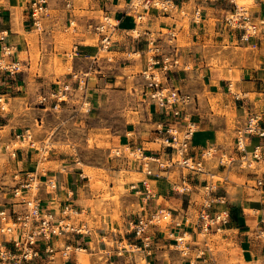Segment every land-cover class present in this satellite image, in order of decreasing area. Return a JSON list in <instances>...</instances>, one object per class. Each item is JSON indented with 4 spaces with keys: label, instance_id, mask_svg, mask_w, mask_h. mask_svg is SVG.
<instances>
[{
    "label": "crops",
    "instance_id": "obj_1",
    "mask_svg": "<svg viewBox=\"0 0 264 264\" xmlns=\"http://www.w3.org/2000/svg\"><path fill=\"white\" fill-rule=\"evenodd\" d=\"M29 1L0 0V59L6 62L19 61L22 66V69L14 76L0 72V98L7 101L12 108L10 113L0 110V131L8 130L5 135L6 140L8 136L12 137L13 134L26 128L34 119L38 121L37 118L47 109L38 105L37 98L41 94H49L60 80L55 77L52 60L54 54H57L54 34L64 32L63 28L66 23L63 3L61 0H51L49 10L54 13L50 12L51 17L43 19V31H39L34 28L29 18V5L27 6ZM173 3L176 9L171 13L163 15L153 11L146 22V34L143 35L142 40L136 42L133 40L132 44L129 42L125 44L127 37L123 35V29L131 28L133 24L129 18H123L117 33V40L110 52L115 49V53H120V50H128L130 47V50L134 52L131 54L138 53L141 58L140 61H136L135 65L138 64L144 70L147 66L144 40L148 37V33L156 34L163 49L172 51L174 49L167 45L170 39L167 32L171 31L175 34L179 32L185 42L180 45L176 42V37L173 39L181 65L171 72L173 78L171 83L197 96L196 104L189 108L192 119L197 124L192 144L196 149L218 144L221 135L229 137L231 131L226 116L215 114L210 109L208 93L215 97L218 94L224 96L223 106L229 108L230 114H234L237 118L234 123L235 130L244 124L249 111L261 110L263 107L259 108L249 95H255L263 105L261 99L263 86L260 80L264 79V41L259 40L258 49H251L249 45L240 41L241 31L230 30L224 25L226 14L233 9L229 0L218 2L173 0ZM236 4L243 6L252 4L250 13L254 20L264 18V0L253 2L236 0ZM78 7L80 9H76L74 13L81 23L86 20L85 18L98 20L102 11H108L113 18H121L124 10L116 5L115 0L106 2L88 0L87 5ZM196 8L202 10L198 22L193 20ZM185 12L191 16L187 27L182 25L184 16L182 13ZM212 19L216 21L214 25L210 23ZM33 32L38 35L37 40L30 38ZM70 35L74 36L71 52L74 44L78 47L76 51L70 52L72 55L63 51L64 55L72 58V62L75 58L89 62L92 69L101 59L93 61V57L98 52L94 36L81 33ZM32 43L37 44L40 53L37 71L34 74L31 73L34 61L30 45ZM140 43H142L141 48ZM6 48H11L12 52L5 54ZM89 48L94 49L92 54L85 53V50ZM236 48L250 51L242 58L236 56L230 58L228 69L212 64L214 59L212 51L217 49V52L222 50L227 54H232ZM64 63L67 62L64 61ZM233 69H237V72ZM71 73L75 74L74 70L65 75L68 81L73 79V77L69 78ZM90 73L92 71L86 72V75ZM232 79L236 81L235 87L238 92L234 93L230 90ZM235 94L239 98L236 99ZM16 101L21 103L16 104ZM22 103H25V107L21 105ZM151 109L153 110L148 111L147 118L144 120L128 123L119 144L120 146L142 147L148 156L161 158L165 156L163 149L160 146L155 149L151 145L158 144L155 138L159 135V125L166 124V119L157 109ZM16 113L20 118L15 120ZM262 125L264 126V122ZM232 130L235 133V130ZM233 141L234 137L231 136V143ZM256 145L262 148V160L258 162L260 169L246 172L240 168L237 169L238 167L235 170L233 166L217 165L216 169L210 170L215 177L228 171L222 181L216 183L217 188L214 192V196L222 199L224 203H215L213 208H225L230 212L229 223L220 231L210 234L215 239L213 242V245L217 247L215 251L211 249L210 244L212 243L208 240L202 242L193 224L196 219L194 210L198 211L201 207L203 196L200 187L204 185L206 178L202 179L200 175L204 174L192 175L190 181L197 182H187L192 187V191L180 193L175 190L174 186L172 187L173 184L169 178L170 169L156 168L153 175H145V179H138L137 177L144 174V171L136 164L137 166L133 169L135 172L131 169L127 170L130 173L128 178L123 179V183H118L120 175L116 171L104 169L106 177L101 172L96 174L98 176L91 177V175L84 174L83 167L77 163V158L73 159L69 154L51 157L48 162H51L52 166V163L58 162V166L38 175L41 181L54 178L57 188L48 189L42 186L37 198L44 207L56 213L60 211L63 204L71 203L78 215L71 216L70 222L78 228L83 226L87 231L67 233L55 241L58 247H61L63 243L72 244L74 250L69 259L62 258L58 250L54 260H48L47 255H44L43 258L26 264H83L85 260L87 264H141L144 258L151 264H262L264 244L257 238L256 230L261 226L264 209V137L248 139L247 149L249 151H252ZM57 153L54 152L55 155ZM21 160L26 161L23 164L24 169H29V161L27 162L24 157ZM89 167L101 169L97 165ZM97 178L101 179L103 184H107V191L95 184ZM258 179L262 180L263 186L256 184ZM251 181L255 184H249ZM119 185L120 190L116 188ZM147 189L151 197L146 202ZM104 192H108L111 198H101ZM116 193H118V201L113 199ZM198 197L200 200L197 199ZM160 199L167 205L164 203L161 205ZM163 205L171 209L173 217L177 219L184 220L183 215L187 214L190 222H183L178 227L165 224L158 228L153 235L152 245L147 250L149 255L145 257L146 253L143 249L136 251L129 248V246L140 244V241L128 232V223L137 216L147 214ZM115 213L118 218H114ZM187 237L189 239L185 241ZM181 238L183 241L178 243ZM123 243L126 244L127 249H123ZM183 248H186V255L181 251ZM202 249L205 250V254L198 257L197 253Z\"/></svg>",
    "mask_w": 264,
    "mask_h": 264
},
{
    "label": "built area",
    "instance_id": "obj_2",
    "mask_svg": "<svg viewBox=\"0 0 264 264\" xmlns=\"http://www.w3.org/2000/svg\"><path fill=\"white\" fill-rule=\"evenodd\" d=\"M61 1L66 15L63 31L75 35L80 33L93 35L96 39L98 52L93 57V61L101 58V52H110L117 40V33L123 18H129L133 24L131 28L123 29V35L138 41L142 40L147 31L146 29H139V27L148 21L153 11L164 15L176 9L173 0H115L116 5L124 9L121 18H113L108 11H102L98 20L85 18L86 20L81 23L74 13L76 9H80L76 6L75 0ZM100 1L106 2L107 0ZM206 1L218 2L220 0ZM229 2L233 5V9L226 14L224 25L230 30L241 31L240 41L249 45L251 49H258L259 40L264 41V18L256 21L250 10L239 7L235 0H229ZM50 3L51 0L29 1V18L36 30L43 31V19L51 17ZM201 11L199 8L194 10V22L200 20ZM167 34L170 36L167 45L174 49L172 51L164 50L159 42L160 39L154 34L148 33V37L144 40L147 66L141 72L143 78L141 94L144 100L148 101V104L157 109L166 119V124L161 123L159 125V135L155 138L164 151L165 163L160 162V157L157 156L158 159L150 160L142 147L121 146L125 149L124 151L128 150V154L121 148H117V152L114 151V153L116 157L134 158L135 163L142 168L146 175H153L154 173L151 162L158 163L157 168L169 169L178 166L188 170V175H208L204 185L200 187L203 189V197L201 207L197 211L193 223L198 230V235L205 238L207 235L223 229L230 221L228 209L213 208L215 203H224V201L214 196L217 184L211 180L212 172L205 168L206 161L215 157L218 166L232 167L235 165L239 168H252L254 166L252 164L262 160L260 145L254 146L252 151H249L247 147L250 137H264V126L262 125L264 122V79L260 80L263 86L261 94L263 108L259 111H249L244 124L235 130L232 148L224 151L217 144H210L196 149L192 144V137L197 130V124L192 119L189 108L196 104L197 96L177 88L171 83L173 80L171 72L181 65V61L178 50L173 44V39L176 37L175 33L168 31ZM77 47L78 45L74 44L72 52L76 51ZM8 49L6 48L5 54L12 52ZM107 59L111 60V58ZM21 69L22 66L19 61L6 62L0 59V72L14 76ZM84 76L87 77V75ZM72 77L77 79L76 74H72ZM84 84L79 80L77 87H74L69 81L59 80L54 90L49 94H41L37 98V103L44 109L59 111L64 104L68 103V97L73 92L81 90L80 109L89 112L91 106H89L90 102L87 101L88 95L87 90L84 91ZM237 98H239L238 95H236ZM0 102H2L1 98ZM0 110L5 111L3 104L0 105ZM12 139L27 142L30 148H34L33 135L29 128L21 133L13 134ZM4 149L9 151L10 157H16L17 148L13 147L10 142L4 145ZM129 150L140 155H131ZM19 172L14 176L16 184L12 191L13 208L0 209V236L2 238L0 240V264H26L43 258L44 255H47L48 260H54L58 250L62 258L69 259L74 250L72 244L63 243L61 247H58L55 241L67 233H84L87 231L83 226L78 228L70 222L71 216L78 215L76 209L69 202L63 204L58 213L47 209L41 204L37 194L42 186L48 189H56V180L48 178L41 181L37 170L22 171V175ZM187 182V175L182 174L181 187L174 186L175 190L180 193L191 192L192 187ZM256 184L263 186L260 179L256 181ZM150 197L151 193L147 189L146 202ZM262 212L261 226L257 228L256 236L264 244V209ZM183 219L173 217L171 209L162 207L137 216L128 223V232L136 240H139L140 244L129 246V248L136 251L143 249L146 253L145 257H147L149 255L147 250L152 245L153 235L158 228L163 226L162 223L178 227L183 222H190V217L187 214L183 215ZM181 242L182 240L179 239L178 243ZM181 251L186 255V248ZM204 254L205 250L202 249L198 252V257ZM261 262L264 264V257ZM144 264H151V262L144 258Z\"/></svg>",
    "mask_w": 264,
    "mask_h": 264
},
{
    "label": "rangeland",
    "instance_id": "obj_3",
    "mask_svg": "<svg viewBox=\"0 0 264 264\" xmlns=\"http://www.w3.org/2000/svg\"><path fill=\"white\" fill-rule=\"evenodd\" d=\"M75 2L76 6H85L87 5L88 0H75ZM28 5L29 4H27V6ZM239 6L242 7L243 5L239 4ZM244 8L252 10V4L247 5ZM187 10L189 11V7H187ZM80 13L84 14L85 12ZM185 13H182V15H184L182 25L187 27L191 16ZM215 22L216 21L213 19L210 20L212 25H214ZM145 28L146 22L139 27V29L142 30ZM175 35L177 39L176 42L180 45L184 44L185 41L182 39L179 32ZM37 36L38 35L33 32L30 38L37 40ZM154 36L157 35L155 34ZM54 41L56 43L55 52L57 54H54L53 56L52 67L54 68L56 79L59 78L60 80L68 81V78H66L65 75L68 72H73L74 70V73L77 75V79H72L69 82L74 87H77V82L79 80H81L82 83H85L83 88L84 91L85 89L87 90V101L90 102L89 106H91V110L89 112H85L80 109L82 95V91L80 90L73 92V94L68 97V103L64 104L61 110L55 111L47 109L46 111H43L42 115L37 118L38 121L34 119L31 123L32 125L30 124L26 128L21 129L22 131L20 130L17 132L21 133L29 128L33 135L34 148H30L27 142L16 141L10 136H8L6 140L5 135L8 133V130L6 129L7 131L5 132L0 131V137L3 136L0 138V209L13 208L14 199L12 198V191L16 184L14 176L19 171H21L19 172L20 175H22V171L35 170H37L38 174H41L47 172L48 169L57 167L58 162L52 163L53 166L51 165V162H48L51 157L69 154L73 159L77 158V163L79 166L83 167L84 174L91 175V177L98 176L96 174L100 172L106 177L105 170L116 171L120 175L119 181L117 180L118 183H123V179L126 180L128 178L130 173L127 172V170L131 169L132 172H135L133 169L137 166L134 158L126 159L122 156L116 157L114 151L117 152V148H121L119 144L120 138L124 136L123 134L125 133L128 123H137L144 120L147 118L148 111H152L153 109L151 108H154L148 104V101L144 100V97L141 94V85L143 83L141 72L143 71V68L138 64L135 65L136 61H140L141 59L139 54H131L134 52L130 50V47H128V50H122L125 52L127 51V53L122 52L121 50L120 53H115V49L112 52H101L100 61L91 69L89 62L87 63L79 58H75L72 62V58L64 55L63 51L71 54L70 52L74 36L64 32H55ZM126 42H129L130 44L134 43L133 39L130 37H127L125 44ZM141 44L142 43L139 44L140 48ZM173 44H175V42H173ZM30 45L32 46L31 52L34 60L31 66V73L34 74L37 71V62L40 53L37 44L32 43ZM122 45L123 42L121 46ZM8 50H11V48ZM249 51L250 50L248 49L247 51L244 50V48H236V50L233 51L234 53L227 54L222 50L221 52H217L216 49V51H212L214 57L212 64L217 67H221L222 69H228L230 67V58L233 56L242 58L246 55V53H249ZM93 52L94 49L89 48L85 50L86 54H92ZM64 58L66 60H64ZM107 58H111V60H108ZM64 61L67 63H64ZM233 70L237 72V69ZM89 71H92V73H90L87 77L84 76L86 75V72ZM70 77H72V75H70L69 78ZM231 83V91L238 92V89L235 87L236 81L232 79ZM249 96L257 103L259 108L263 107L261 102L256 99L255 95L251 94ZM208 97L210 109L215 114H223L226 116L231 136L235 137V133L232 129L235 130L234 123L237 121V118L234 114H230L229 108H225L223 106L224 96L218 94L215 97L208 93ZM19 102L20 101H16V104ZM0 104H3L7 113L12 111L11 105H9L7 101L2 100ZM21 105L25 107V103H22ZM23 109L20 110L23 111ZM18 118H20V116L16 113L15 120ZM231 136L223 137L222 134L219 143L217 144L218 147L224 151L231 149L233 144V142L231 143ZM9 142L13 147L17 148L15 158L10 157L9 151L4 149V145ZM151 146L152 148L158 149L160 145L158 143ZM121 150L124 151L125 149L122 147ZM131 151L132 150H129V153L134 155ZM54 152H58V155H55ZM124 152L128 154V150ZM22 157L30 163L29 169L27 170L24 169L23 164L24 162L26 163V161L21 160ZM164 159L165 157H161L160 162L165 163ZM150 164L152 165L153 171H155L158 163L151 162ZM217 164V159L214 157L206 161L205 168L213 171L217 168ZM91 165H97L101 169L89 167ZM252 165H254L252 168L246 167L240 169L246 172L248 170L260 169L258 163H254ZM236 168L237 166L234 165L233 169L236 170ZM169 169V178L173 184L172 187H181L182 174L187 175L189 182H196L194 180L190 181L192 175H188L189 171L186 169H182L178 166H173ZM237 169H239V167ZM227 173L228 171L223 174H218L216 177H212L211 180L215 183L222 181V178L227 175ZM232 173H234V171ZM145 175L146 173L144 172V174L137 178L145 179ZM200 178H208V175H200ZM95 184L103 188L104 191H107L108 189L107 184H103L99 178H97ZM249 184L254 185L255 182L251 181ZM116 188H119L120 190V185ZM101 198L109 199L111 196L108 192H104ZM113 199L118 201V193L114 195ZM197 199L200 200V197ZM159 203L162 205L164 201L160 199ZM164 204L167 205L166 203ZM165 205H163L162 208H167ZM196 215L197 210H194V217ZM114 218H118L116 213ZM162 225L164 226L165 223L163 222ZM1 239L2 238L0 236V240ZM186 239L188 240L189 238H185V241ZM201 240L203 243L204 240H208L212 243L210 244L211 249L213 251L216 250L217 247L213 245L215 240L213 236L207 235L205 238L201 237ZM123 245L126 249L128 248L125 243H123ZM234 253L236 254V251ZM85 261H83V264H87V261ZM141 264H144V261H141Z\"/></svg>",
    "mask_w": 264,
    "mask_h": 264
},
{
    "label": "bare ground",
    "instance_id": "obj_4",
    "mask_svg": "<svg viewBox=\"0 0 264 264\" xmlns=\"http://www.w3.org/2000/svg\"><path fill=\"white\" fill-rule=\"evenodd\" d=\"M254 0H250V2H253ZM235 3H236V0H235ZM238 5V4H237ZM239 6V5H238ZM240 7V6H239ZM242 7H245V5L244 6H242ZM236 70V69H235ZM231 87H232V85H231ZM233 90H235V89H233ZM235 93V92H234ZM245 94V93H244ZM132 152V151H131ZM132 154H134V155H140V154H136L135 152H132ZM150 157V160H154V159H158L156 156H149ZM213 177H215L214 175H213ZM181 240H182V238H181ZM183 241V240H182ZM83 253H85V252H83ZM86 262V261H85ZM87 263V262H86Z\"/></svg>",
    "mask_w": 264,
    "mask_h": 264
}]
</instances>
